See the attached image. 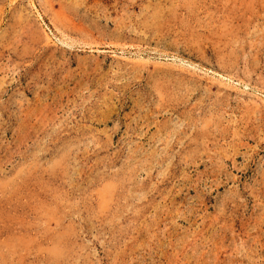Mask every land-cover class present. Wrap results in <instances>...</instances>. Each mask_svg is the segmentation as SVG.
<instances>
[{
  "label": "rangeland",
  "instance_id": "obj_1",
  "mask_svg": "<svg viewBox=\"0 0 264 264\" xmlns=\"http://www.w3.org/2000/svg\"><path fill=\"white\" fill-rule=\"evenodd\" d=\"M0 264H264V0H0Z\"/></svg>",
  "mask_w": 264,
  "mask_h": 264
}]
</instances>
